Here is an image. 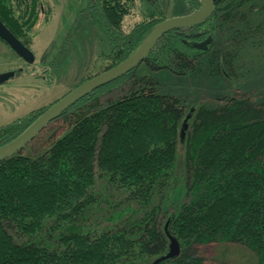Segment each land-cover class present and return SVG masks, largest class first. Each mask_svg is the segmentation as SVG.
Masks as SVG:
<instances>
[{
  "label": "trees",
  "instance_id": "1",
  "mask_svg": "<svg viewBox=\"0 0 264 264\" xmlns=\"http://www.w3.org/2000/svg\"><path fill=\"white\" fill-rule=\"evenodd\" d=\"M141 1L147 6V20L127 34L122 22L135 0L89 3L91 19L112 37L113 63L107 69L130 57L166 19L158 17L161 12L156 0ZM186 1L192 12L201 6L200 0ZM262 1L213 0L209 17L187 29L165 33L142 63L178 74L216 64L219 52L214 42L219 29L227 24L232 28L235 20L242 26L254 13L262 16ZM17 4L0 0V18L16 36H26L28 33L17 30L22 25L13 22L17 15L7 10H17ZM26 17L24 12L22 18ZM37 19L32 13L27 28L31 30ZM209 24L211 28H203ZM243 28L239 27L240 38L245 31L251 32L248 23ZM206 39L210 40L203 44ZM24 43L29 47L30 40L26 38ZM158 61L163 65H157ZM216 66L217 74L226 71L223 65ZM138 67L96 89L53 120L62 119L66 129L58 137L51 136L37 156L20 150L0 159V264H134L153 259L168 251L164 227L169 219L168 230L178 238L181 253L161 264H205L200 248L211 243L245 246L256 255L257 264H264V103L248 95H231L220 105L201 106L182 138L189 113L186 105L177 96L160 93L153 80H136ZM119 80L133 81L129 91L100 105L97 92ZM47 108L0 127V147L17 138ZM178 142L186 146L188 200L176 213L169 212L164 224L154 219V212H147L130 228L96 233L81 225L89 204L95 202L92 188L97 172L124 188L130 198L148 203L174 173ZM49 217L69 224L55 248L32 238ZM13 232L27 239L17 241Z\"/></svg>",
  "mask_w": 264,
  "mask_h": 264
},
{
  "label": "rangeland",
  "instance_id": "2",
  "mask_svg": "<svg viewBox=\"0 0 264 264\" xmlns=\"http://www.w3.org/2000/svg\"><path fill=\"white\" fill-rule=\"evenodd\" d=\"M47 1L54 5L53 11L40 15L33 30L27 34L29 47L36 56L33 63L25 61L9 44L0 40V74L14 72V76L0 83V127L33 110L49 107L79 83L103 72L113 63L112 37L100 23L91 19V0ZM156 1L161 12L158 17L171 18L193 11L186 0ZM146 13L147 6L141 0H135L129 15L123 19V33H129L137 24L146 21ZM260 15L254 13L251 19L248 18L251 21L242 24L243 27L247 23L251 26V32L246 34L245 31L242 38L238 32L239 27L244 28L238 20L232 28L227 24L217 32L214 49L218 50L219 56L216 64L223 65L225 72L217 74L216 64H204L197 72L178 74L167 68L154 70L144 62L138 67L136 80H153L160 93L180 98L186 105V113L193 106L196 111L201 106L220 105L231 95H248L258 103H264V12ZM262 22L263 26L258 27ZM208 27L211 28L210 24L203 26L204 29ZM157 65H163V62L158 61ZM132 83L119 80L103 88L97 92L99 104L105 106L122 97ZM63 122L62 119L50 122L24 146L23 152L37 156L51 136L64 133ZM174 169L167 186L157 190L148 203L130 198L124 188L113 185L106 175L97 172L92 188L95 202L89 204L81 225L96 233L120 226L130 228L147 212H154V219L158 218L164 224L169 212L176 213L188 200L185 142H178ZM43 223L42 230L32 238L48 248L60 246L61 235L69 224L56 222L53 217ZM130 235L137 236L132 232ZM14 236L17 241L27 239L24 236L18 238L16 233ZM200 252L205 264H257L258 260L248 248L234 243L203 245ZM156 258L137 260L134 264H150Z\"/></svg>",
  "mask_w": 264,
  "mask_h": 264
},
{
  "label": "water",
  "instance_id": "3",
  "mask_svg": "<svg viewBox=\"0 0 264 264\" xmlns=\"http://www.w3.org/2000/svg\"><path fill=\"white\" fill-rule=\"evenodd\" d=\"M201 6L194 12L186 15L166 18L158 23L143 40L137 50L127 59L101 73L89 78L76 88L72 89L65 96L48 107L23 133L8 144L0 147V159L8 157L24 148L36 135L41 132L50 122L58 118L65 110L77 103L79 100L92 93L96 89L122 77L139 66L148 53L152 50L157 41L168 31L176 28H189L192 25L202 22L209 17L214 10L213 0H200ZM0 37L7 41L11 48L16 51L25 61L33 63L36 59L34 52L26 46L1 20ZM206 39L203 44H207ZM14 76V72L0 74V83L7 81ZM196 106H193L187 114L181 129L182 138L185 137V130L188 121L192 118ZM170 219L165 224L164 230L169 239V248L166 253L154 259L150 264H161L164 261L174 259L181 253V245L178 238L169 230Z\"/></svg>",
  "mask_w": 264,
  "mask_h": 264
},
{
  "label": "flooded vegetation",
  "instance_id": "4",
  "mask_svg": "<svg viewBox=\"0 0 264 264\" xmlns=\"http://www.w3.org/2000/svg\"><path fill=\"white\" fill-rule=\"evenodd\" d=\"M18 2L17 4V7L18 9L17 10H12V9H7L8 12L11 13V15H17V16H14L13 18V22L14 21H17L19 24L22 25V30H19L17 28L18 31H20L21 33H30L33 28L28 29V24H26V21L28 20V18L31 17L32 13L36 16H39L40 15H46L47 12H52L53 11V8H54V5L50 2H48L47 0H15ZM90 1V0H88ZM92 1V0H91ZM90 1V2H91ZM89 2V3H90ZM90 5V4H89ZM27 7H29V9L27 10H24L26 9ZM7 10H6V15H7ZM26 12L27 14V17L26 18H22L23 17V13ZM8 20H9V17L8 16H5ZM2 20V19H1ZM38 21V19H37ZM37 23V22H36ZM4 24L6 25V23L4 22ZM36 25V24H35ZM7 26V25H6ZM8 27V26H7ZM17 27V26H16ZM9 28V27H8ZM10 29V28H9ZM11 30V29H10ZM12 31V30H11ZM23 43L25 41L26 38H29L28 35L26 36H17ZM0 40L4 41L7 43V41H5L4 39H2L0 37ZM8 44V43H7ZM25 44V43H24ZM30 48V47H29Z\"/></svg>",
  "mask_w": 264,
  "mask_h": 264
}]
</instances>
